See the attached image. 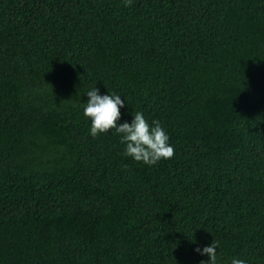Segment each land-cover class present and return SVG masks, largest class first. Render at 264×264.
Here are the masks:
<instances>
[{
	"label": "trees",
	"instance_id": "trees-1",
	"mask_svg": "<svg viewBox=\"0 0 264 264\" xmlns=\"http://www.w3.org/2000/svg\"><path fill=\"white\" fill-rule=\"evenodd\" d=\"M174 155L90 135L87 91ZM264 264V0H0V264Z\"/></svg>",
	"mask_w": 264,
	"mask_h": 264
},
{
	"label": "clouds",
	"instance_id": "clouds-1",
	"mask_svg": "<svg viewBox=\"0 0 264 264\" xmlns=\"http://www.w3.org/2000/svg\"><path fill=\"white\" fill-rule=\"evenodd\" d=\"M133 0H123L124 6L132 5ZM86 102L81 107L83 115L90 119V135L95 138L109 130H115L124 145L123 154L137 162L155 165L159 160L173 157L174 148L168 143L169 137L160 122L153 120L148 123L140 111L132 114L130 122L118 123L121 118L120 109L125 106L124 99L116 93L100 95L99 89L93 87L85 94ZM219 241L212 240L210 245L202 249H194L200 255H206L207 261L200 264H217V248ZM230 264H246L243 259L232 258Z\"/></svg>",
	"mask_w": 264,
	"mask_h": 264
}]
</instances>
